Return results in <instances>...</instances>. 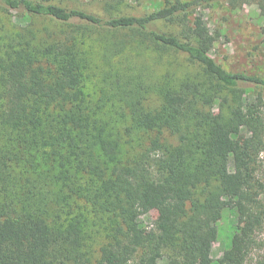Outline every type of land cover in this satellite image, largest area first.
I'll list each match as a JSON object with an SVG mask.
<instances>
[{
  "label": "trees",
  "instance_id": "obj_1",
  "mask_svg": "<svg viewBox=\"0 0 264 264\" xmlns=\"http://www.w3.org/2000/svg\"><path fill=\"white\" fill-rule=\"evenodd\" d=\"M213 1L106 16L0 0L25 20L0 29V264H207L227 209L244 222L216 264L258 248L264 264V97L245 87L264 72L211 55L197 10Z\"/></svg>",
  "mask_w": 264,
  "mask_h": 264
},
{
  "label": "rangeland",
  "instance_id": "obj_2",
  "mask_svg": "<svg viewBox=\"0 0 264 264\" xmlns=\"http://www.w3.org/2000/svg\"><path fill=\"white\" fill-rule=\"evenodd\" d=\"M48 3H55L67 8H80L100 15L129 14L144 15L151 12L164 0H42ZM110 5H114L113 8ZM210 27L216 37L209 52L229 70L241 71L252 74H263L264 72V42L262 29L264 28V15L257 3H244L236 8L231 7L227 0H217L204 3L197 10ZM23 10L3 11L0 8V29L5 31L9 28L10 22L24 23L22 19ZM38 27L54 26L53 21L46 17H35L33 21ZM3 28V29H2ZM165 29L173 30L165 26ZM151 55V53H148ZM252 84H245L248 88V97L252 100L260 93L264 97V88L256 87L252 92ZM264 116V107L262 108ZM249 132L243 131L234 138L235 143H241ZM259 175L264 181V152L259 155ZM157 212L150 211L140 216V222L147 232L155 227ZM244 222V215L236 210L227 209L222 218L216 223L218 230L217 239L213 242L207 253V264H216L217 259L222 256L231 244L232 235L238 223ZM259 238L264 239V228L259 233ZM263 253L262 249H255L247 264H255L256 259ZM165 264V261L162 260ZM115 264V263H113Z\"/></svg>",
  "mask_w": 264,
  "mask_h": 264
}]
</instances>
